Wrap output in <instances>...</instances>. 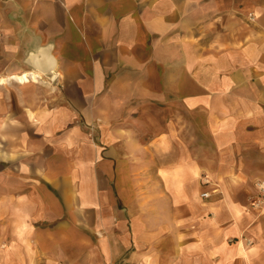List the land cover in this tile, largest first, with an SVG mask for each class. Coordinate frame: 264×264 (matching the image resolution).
<instances>
[{
	"label": "crops",
	"instance_id": "obj_1",
	"mask_svg": "<svg viewBox=\"0 0 264 264\" xmlns=\"http://www.w3.org/2000/svg\"><path fill=\"white\" fill-rule=\"evenodd\" d=\"M258 182L264 0H0V264H264Z\"/></svg>",
	"mask_w": 264,
	"mask_h": 264
},
{
	"label": "rangeland",
	"instance_id": "obj_2",
	"mask_svg": "<svg viewBox=\"0 0 264 264\" xmlns=\"http://www.w3.org/2000/svg\"><path fill=\"white\" fill-rule=\"evenodd\" d=\"M194 122H197V124H199L200 120H195ZM202 135L203 134L201 132L195 134V137L193 138L192 142L201 143L202 139H204V140L206 139L205 134L203 136ZM193 150L195 151V153L196 152H200V147H197V144H195L194 147H193ZM259 185H263V187H264V183L263 182H258L257 185H256L257 186V191H258V196H257L256 200L261 204L264 201V194L260 190V186Z\"/></svg>",
	"mask_w": 264,
	"mask_h": 264
},
{
	"label": "built area",
	"instance_id": "obj_3",
	"mask_svg": "<svg viewBox=\"0 0 264 264\" xmlns=\"http://www.w3.org/2000/svg\"><path fill=\"white\" fill-rule=\"evenodd\" d=\"M250 20L252 19V17H251V14H250ZM203 183L204 184H207L208 183V180L207 179H205V180H203ZM260 186V190L263 192V194H264V187H263V185H259ZM201 197L202 198H208L209 197V194L207 193V192H203L202 194H201Z\"/></svg>",
	"mask_w": 264,
	"mask_h": 264
},
{
	"label": "bare ground",
	"instance_id": "obj_4",
	"mask_svg": "<svg viewBox=\"0 0 264 264\" xmlns=\"http://www.w3.org/2000/svg\"><path fill=\"white\" fill-rule=\"evenodd\" d=\"M25 77H26V75L22 76V78H19V79H21V80H22V79H25Z\"/></svg>",
	"mask_w": 264,
	"mask_h": 264
}]
</instances>
